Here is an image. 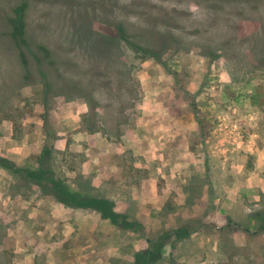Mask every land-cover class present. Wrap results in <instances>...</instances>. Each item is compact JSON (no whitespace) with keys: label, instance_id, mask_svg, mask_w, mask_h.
Listing matches in <instances>:
<instances>
[{"label":"rangeland","instance_id":"obj_1","mask_svg":"<svg viewBox=\"0 0 264 264\" xmlns=\"http://www.w3.org/2000/svg\"><path fill=\"white\" fill-rule=\"evenodd\" d=\"M18 6L29 69L10 35ZM263 105L264 0H0V160L11 167L0 164V264H133L166 232L153 264H264V193L220 169L254 155H217L206 189L188 166L180 204L162 179L159 198L140 197L144 175L176 164L178 142L194 148L185 121L236 147ZM42 165L47 189L58 179L139 226L57 202L27 174Z\"/></svg>","mask_w":264,"mask_h":264},{"label":"crops","instance_id":"obj_2","mask_svg":"<svg viewBox=\"0 0 264 264\" xmlns=\"http://www.w3.org/2000/svg\"><path fill=\"white\" fill-rule=\"evenodd\" d=\"M166 119H170V116H163V118H161L160 121L163 124L162 126H164V124L166 123ZM256 119L257 120L255 123H253V125L254 127H257V131L253 130L252 133H246V135L244 136L245 140L241 144H238V146L236 147H227L225 145L222 146V144L219 145L217 137L212 130L209 131V133L202 132L203 127L201 126L202 121L200 119L192 117L188 123L185 121V129H187L189 133L193 134L194 148L193 145H179L178 142L176 164L171 158L167 159V161L165 160L158 164V167H155L154 171H156V175L152 176L150 174H146L142 177V190L140 192L141 199H143L144 201H151L155 198H159L157 182L158 179H162L165 185V190H163V193L165 192L164 196L168 198L169 195H173V200L177 204L184 202L186 197L182 195V192L186 187L185 183L191 180L192 176L188 171V166L191 165H193L192 167L197 173V178L205 181V184L203 185L205 186L204 189H206L208 186L210 187L212 183L214 187H216L217 184L213 182L216 177L213 176L212 172L218 170L216 166L217 164L215 163L217 155H219L220 153H230L226 155H233L232 153H237L240 151L243 152V154L247 153L254 155L253 166H247L243 163L225 162L223 166H220V169L225 172L229 170L233 171L234 173H248V187L257 188L259 191H262V193H264V115L257 116ZM178 122L179 124L183 123V121L180 119H178ZM163 133L167 134V137L163 141L165 145L173 143H166L167 139L168 141H174L177 138L174 134H170L168 131L163 130ZM145 153L146 155H144L146 156V161L148 162L146 163L145 168L149 169L152 154L148 152ZM155 161H157V158ZM205 161H208L207 164ZM109 177H111V174L109 175ZM206 178H209L211 183L208 182ZM225 182L227 185H229L227 179ZM239 185L243 187L244 182L243 184ZM233 193L234 198H230L232 202L235 201V195H237L234 191ZM181 195L183 197H181ZM244 197L245 196L242 193V198ZM211 203H216V200L215 202ZM246 246L247 244L245 243L237 244V247Z\"/></svg>","mask_w":264,"mask_h":264},{"label":"trees","instance_id":"obj_3","mask_svg":"<svg viewBox=\"0 0 264 264\" xmlns=\"http://www.w3.org/2000/svg\"><path fill=\"white\" fill-rule=\"evenodd\" d=\"M15 15L12 18L11 22V32L10 35L15 40V46L16 48H20L21 46H25L26 49L28 47V40L24 44H19L20 41L24 42L26 37V32L23 29L25 27L24 24V12L25 8L24 6H18L13 9ZM12 11V12H13ZM124 29L123 27H121ZM124 36V32L121 37ZM19 46V47H18ZM23 46V47H24ZM25 47L23 50V54H20V58L23 61V64L27 69H29L30 61L27 57H25L26 53ZM39 51L45 52V55L48 57L49 51L45 47H38ZM33 51V50H32ZM34 52V51H33ZM36 54V53H35ZM33 53V57L35 58L36 65H41L39 57ZM5 164L6 167L8 164L7 160H0V164ZM2 164V165H3ZM4 166V165H3ZM9 169L11 167H8ZM51 171L44 167L40 168V170H37L36 173H33L32 171H28L27 174L29 178H31L33 181H35L38 185L41 191L53 196L57 202L62 203L63 205L75 209H91L98 211L101 213L102 218L109 219L112 221L115 225H118L120 228L123 229H135L139 226V223L136 220H131L129 216L124 214H119L113 210V203L108 201L105 198L100 197H92V196H85L82 193L71 191L66 184H64L62 181L54 178H48L47 182L50 186V189H47L42 183V179L46 176H51ZM176 234V233H174ZM172 237L171 233H163L161 234L157 239L148 241L149 248L146 249L145 252L141 254H137L135 257V261L133 264H153L157 259L160 258V252L161 249L165 246L166 242Z\"/></svg>","mask_w":264,"mask_h":264}]
</instances>
